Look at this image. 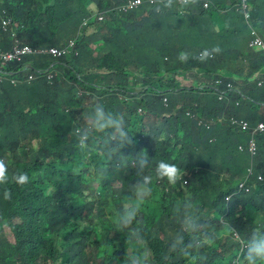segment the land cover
Returning <instances> with one entry per match:
<instances>
[{
  "label": "trees",
  "instance_id": "1",
  "mask_svg": "<svg viewBox=\"0 0 264 264\" xmlns=\"http://www.w3.org/2000/svg\"><path fill=\"white\" fill-rule=\"evenodd\" d=\"M126 1L0 0V53L16 44L47 50L77 42L76 56L26 59L39 68L54 64L50 81H29L34 72L21 71L18 62L0 64L8 73L0 74V159L10 177H29L23 187L0 186V264H245L242 244L253 230L264 231V182L232 196L250 164L264 175V136L251 156L239 151L247 133L220 130L231 117L251 127L264 122V83L252 82L264 57L247 49L215 54L223 57L218 62L197 59L215 44L206 0L188 10L169 0L160 12L141 0L136 11L115 13ZM253 15L264 37V13ZM4 18L12 29L4 31ZM181 53L189 54L186 62ZM231 55L241 69L228 76ZM190 69L207 72L211 88L192 90L170 77ZM220 72L248 99L229 92L219 100L213 87ZM97 106L123 121L126 137L96 126ZM186 109L219 122L207 131ZM139 127L151 134L143 143ZM161 160L179 169L175 183L157 175ZM145 177L150 182L138 194ZM5 189L11 199L3 198Z\"/></svg>",
  "mask_w": 264,
  "mask_h": 264
},
{
  "label": "clouds",
  "instance_id": "2",
  "mask_svg": "<svg viewBox=\"0 0 264 264\" xmlns=\"http://www.w3.org/2000/svg\"><path fill=\"white\" fill-rule=\"evenodd\" d=\"M195 1H197V0H173V2L176 5L186 6L185 9H187V10L191 6V4ZM256 3H257V6H255V10L253 11L252 8L249 7L250 6V0H232V3L228 7L224 8L222 10V12L223 13L229 12L225 16V20H226L225 22L230 21V19H232V17H238V18L243 19V23L245 24V26H247L248 31H249V36H250V39L248 40V45H249L248 49H250L256 53H259L264 57V37L260 33L259 27H258V25H256V22L254 20V15H253V14H257V13H259V14L264 13V6L261 2H256ZM162 4H164V3L158 4L155 7L156 12L161 11L160 6ZM120 6L114 8L115 13L116 12H118V13L124 12V11L119 10ZM202 7H203V10H209L212 7V4L206 0V1H204ZM136 10H134V11H136ZM126 12H133V11H126ZM179 13H181V12L179 11ZM213 16L214 15L212 13L211 19H213ZM105 17H106V14H104L102 16L101 20H105ZM85 20L88 21L87 25L81 30L79 27V30H78L79 33H82L83 30L89 25L90 19L89 18L84 19L82 21V23ZM94 20H99V19H98V17H95ZM224 24L225 23L222 22V24L220 25V27L217 31L209 29L208 35L210 37V40L213 43H215V44H212V46L218 45L217 39L224 32ZM2 27H3L4 31H8V30L12 29L11 24L9 23V21H7V18L3 19ZM12 35H13V33H12ZM70 42H72V44H71L72 48H69ZM22 46L29 47L33 50H41V49H36L30 45H22ZM12 48L10 50H12ZM53 48H57L59 50H65V53L63 56H61V57L53 56L54 58H63V57L70 55V54H74L75 56L77 55V51H76L77 42H75V39L68 41L67 44L64 46V48H58V47H53ZM53 48H50V49H53ZM50 49H47V50H50ZM10 50H8V51H10ZM219 51H220L219 47L212 48V52L218 53ZM1 53H4V51ZM43 54H46V53H29V54H26L22 58L21 61H11V62H18V66L20 67V70L23 72H27V71L28 72H34V74L29 75V81H33L34 79H37L39 77H44V76H47L48 80L50 81L53 78V73H54L53 68L55 66L54 64L51 63L49 68H39V67H35V66L29 64L28 62H26V59L28 57H30L31 55H43ZM48 54L51 55V53H48ZM188 58H189V54H187V53H181L179 56V59L182 61H185V62L188 60ZM210 58H211V54H210L208 49L203 50L199 54V56L197 57V59H199L201 62H205L206 60H208ZM11 62L4 61V60L0 59V64L2 66H5L6 64H10ZM195 73H196V70H195ZM0 74L7 76L8 73L5 72L2 68H0ZM220 74L223 75V73H221V72L219 73V75ZM30 76H33V79H30ZM173 76H174V78L176 77V79L179 80L178 82H184V80L181 78V76L171 75L170 77L173 78ZM152 77L158 78L159 75L158 76H152ZM165 79H168V78H165ZM254 80L257 82L258 86L261 87L264 83V70L259 71L256 74ZM12 81L15 85L18 84L17 80L13 79ZM206 83L207 82L203 81V80H199V81L190 80V81H188V84L190 85L188 88H192V90L208 89V88L199 89L200 86L208 87L206 85ZM244 98L248 99V97L245 95H244ZM262 105H264V104H262ZM194 106H197V105H194ZM187 113H192L193 115H195V117H191L190 115H187ZM185 116L188 117L189 119L195 121L197 123L198 127L204 128L207 131H213L215 129L214 127H215L216 123L219 122V121H215V122L214 121H207L206 119H204L201 116L200 111L198 113L195 109H186L185 110ZM200 121L202 122L201 124H200ZM228 122L230 124V119L228 120ZM95 124L100 130H103V129L108 128V127H114L120 131L121 137L127 136V133L122 130L123 121L121 119L113 117L110 113H106L104 111L103 106H97L95 108ZM208 125L210 127H208ZM229 128H232V126L229 125L227 127L221 128L220 130L227 131V129H229ZM232 130H233V128H232ZM260 136H264V135H260ZM147 137H151V134L145 133L144 138H143V142L145 141V139ZM222 137H224V136H221V138ZM169 138L172 139L173 135H169ZM159 140L161 141L162 139L159 138ZM143 142H141V143H143ZM246 153H248V152H246ZM147 162H148L147 157H144L143 159H141V161H140L141 167L146 166ZM247 172L248 173H247L246 178L239 183L238 190L235 191V193H233L232 196H235L236 193H238V194L250 193L252 191V189L255 188L258 183L264 182V175L261 172H256V167L254 165L250 164ZM156 173L160 178H166L169 182L175 183V181L177 180L178 175H179V169L177 168V166L174 163H169V162L161 160L156 166ZM189 174H191V170H190ZM10 181L14 182L18 186L23 187L29 183V177H28V174L24 173V172H17L10 177L7 163L5 162V160L0 159V186L7 185ZM149 182H150V178L145 177L144 178V184L141 185L140 189H138V194L140 192H142L144 190V188H146V186L148 185ZM11 196H12L11 191L5 189V191L3 192V198L8 200V199H11ZM226 200H229V197H226ZM127 219L130 220L131 216L130 215L127 216ZM236 235H238V234L235 233L234 237L240 239V237L239 236L237 237ZM242 246H243V248H246L245 255H244L245 264H264V231L253 230L251 235L248 237V239L246 241V245L242 244ZM236 261H239V258Z\"/></svg>",
  "mask_w": 264,
  "mask_h": 264
},
{
  "label": "built area",
  "instance_id": "3",
  "mask_svg": "<svg viewBox=\"0 0 264 264\" xmlns=\"http://www.w3.org/2000/svg\"><path fill=\"white\" fill-rule=\"evenodd\" d=\"M149 4L156 7L158 4L161 3H166L169 0H148ZM142 1L141 0H127L123 5L119 7V10L121 11H134L136 10L140 5ZM99 20L102 19V16L98 17ZM88 21H84L81 26L80 30L83 29L87 25ZM17 43V42H16ZM72 42L69 44V48H72ZM29 53H51L52 56L55 57H61L64 55L65 50H59L57 48H53L50 50H33L29 47L22 46L19 44H16L12 50L10 51H4V53L0 54V59L4 61H21L22 58ZM30 79H33V76H30ZM229 80V81H228ZM227 82V84L225 83ZM235 80L230 79L225 75L220 74L219 78L215 81V85L213 89L218 93L219 100H224L226 99V94L229 92H237L239 93L243 98L244 95L241 91L240 88L236 87L234 85ZM260 85V84H259ZM224 87V88H222ZM201 88H211V87H206V86H200L199 89ZM163 103L164 105L167 104V99L163 98ZM140 111V110H138ZM187 115H190L191 117H195L192 113H187ZM202 122L200 121V124ZM230 126H232L234 131L240 130L248 134L249 140L247 145H239V150L241 152H248L251 154V156H255L258 151V144H257V138L260 135H264V122L258 123L256 126L251 127L250 123L246 121L245 119H238L236 117H231L230 118ZM208 127H210L208 125ZM238 237V235H236Z\"/></svg>",
  "mask_w": 264,
  "mask_h": 264
},
{
  "label": "crops",
  "instance_id": "4",
  "mask_svg": "<svg viewBox=\"0 0 264 264\" xmlns=\"http://www.w3.org/2000/svg\"><path fill=\"white\" fill-rule=\"evenodd\" d=\"M212 4V7L209 10H204L205 16V25L209 27L212 30L217 31L224 22V32L222 35H220L217 39L218 45L213 46L214 47H219L220 51L218 53L215 52H210L211 58H215V61H221L223 57H215L216 55H222V53L226 50V52H238L240 55L242 52H245L248 48V40H249V31L247 26L245 24L243 26H240V19L239 21H234L237 23L239 26H235L233 22L228 21L225 22V16L229 13H223L222 10L226 7H228L231 3L232 0H207ZM256 2H260V0H250V6L252 10H255V6H257ZM210 12L213 13V19L210 18ZM240 16V15H239ZM201 52L198 53L197 56H199ZM229 66L230 69L227 68V75L229 76L230 74H235L236 68L241 69V60L237 56H228ZM196 69H190L183 71V74L181 78L184 80V82H188L190 80L192 81H199L203 80L207 82V78H204L206 75L204 73V70L198 71L195 73ZM198 74V75H197ZM252 82H255L253 80Z\"/></svg>",
  "mask_w": 264,
  "mask_h": 264
},
{
  "label": "rangeland",
  "instance_id": "5",
  "mask_svg": "<svg viewBox=\"0 0 264 264\" xmlns=\"http://www.w3.org/2000/svg\"><path fill=\"white\" fill-rule=\"evenodd\" d=\"M249 7H251V6H249ZM236 18H238V17H234L233 19H236ZM169 21V20H168ZM234 21H239V20H234ZM227 52H226V50L222 53L223 55H227L226 54ZM107 74H109V73H107ZM111 74V73H110ZM165 74H163V75H161V76H159L158 78H161V77H163ZM204 78H206V77H204ZM141 88V86H139V87H137V89H135L134 87H133V92H136L137 93V90L138 89H140ZM140 128V127H139ZM137 128L138 129V133H139V138H140V142H143V138H144V134L145 133H148V130L147 129H145V128ZM247 165V164H246ZM219 221H223V218L222 217H220L219 218ZM143 246V245H142ZM146 255H149V254H146ZM99 259H101L102 260V258L101 257H98Z\"/></svg>",
  "mask_w": 264,
  "mask_h": 264
}]
</instances>
